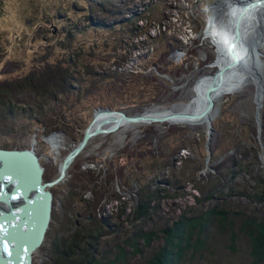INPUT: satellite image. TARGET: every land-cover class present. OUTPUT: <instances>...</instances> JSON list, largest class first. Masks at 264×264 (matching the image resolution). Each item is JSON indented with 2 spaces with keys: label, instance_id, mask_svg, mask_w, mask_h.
<instances>
[{
  "label": "rangeland",
  "instance_id": "rangeland-1",
  "mask_svg": "<svg viewBox=\"0 0 264 264\" xmlns=\"http://www.w3.org/2000/svg\"><path fill=\"white\" fill-rule=\"evenodd\" d=\"M214 2L152 0L143 10L141 5L147 4V0H102L92 6L87 0H0V83L12 84L17 76L35 75V69L39 71L38 75L50 74V68L45 65L47 62H51L56 70L78 53L83 55L76 67L79 70L75 73L78 79L85 80L88 71L98 74L107 69L104 72H111L107 74L112 76L109 88L114 86L108 90L100 85V89L95 90L93 84H88L86 90L89 91L84 93V97L74 94L75 87L51 112L52 123L65 118L58 125V132L47 136L27 137L19 134L10 137V140H16L9 141L10 150H32L43 169L42 181L46 182L57 171L59 174L60 164L81 140V128L85 123L88 126L96 109L102 107L126 114L144 111L152 114L156 108L167 110L178 104L193 102L202 77L220 69L212 32L206 31L210 7ZM135 11L148 14L152 21L149 24H136L135 19L128 22ZM57 13H60L59 16ZM53 15L55 20L50 21L48 17ZM132 24L139 28V34H144L136 37L137 28ZM204 28V37H201L199 34ZM258 51L257 71L263 87L260 107L255 96L259 82L244 78L221 101L215 103L214 131L209 142L206 135L208 130L199 120L192 124L169 121L154 125L124 124L115 133L93 138L72 163L66 178L49 188L52 193L51 214L59 216V221L64 222L62 215H71L75 207L74 200L66 195L68 192L92 198L90 188L93 185L86 186L84 175L88 180L96 178L100 181L107 168L108 172L115 171L117 179L119 169H123L127 162L126 154L142 144L150 143L160 149L162 158L171 162V166L161 172L168 171L180 176L176 172L181 167L180 157L192 152L203 160L207 166L206 172L211 169L227 170L230 161H234L238 166L261 173L264 165V44ZM246 67L256 70L253 66ZM253 74L256 75L255 72ZM93 77L96 76L91 75ZM211 85L203 88V95ZM56 90H60V87ZM17 120L27 123L28 119L20 115ZM101 121L98 119L96 123ZM241 131H244V142L239 138ZM169 135L183 137L185 141L182 143V140H175L177 138H170ZM167 138L170 144L167 142L164 147L163 144L160 146V142L167 141ZM4 141L0 137V149ZM53 142L57 144L55 148ZM239 142L246 144L247 155L243 158L236 151H228ZM183 148L185 150H181ZM114 162L118 164L117 169L113 168ZM161 182L163 180L157 184L159 187L163 185ZM238 182L246 186L254 183L245 173L239 176ZM107 192L116 201L97 198V206L92 207V216L98 218L104 216L103 213L110 214L115 208H120L121 202H124L128 214L136 204L133 185L120 186L116 183L115 188ZM182 193L184 198L180 200L164 201L163 210L179 213L187 205L193 204L191 195L196 193L192 187L186 185ZM241 204L248 205L249 202L242 200ZM52 224L57 226L54 219H51L49 226ZM43 244L31 254L32 264H46Z\"/></svg>",
  "mask_w": 264,
  "mask_h": 264
},
{
  "label": "trees",
  "instance_id": "trees-1",
  "mask_svg": "<svg viewBox=\"0 0 264 264\" xmlns=\"http://www.w3.org/2000/svg\"><path fill=\"white\" fill-rule=\"evenodd\" d=\"M98 1L102 2L87 0L91 6ZM147 1L141 5L143 10L152 0ZM48 18L53 21L55 15ZM130 18L128 22L135 19L136 24L152 21L148 14L138 11ZM135 28L136 37L144 34H139V28ZM82 56L77 53L56 70L51 62H47L45 65L50 68V74L41 76L35 69V75L17 76L12 84L0 83V137L5 140L2 149L10 150L9 141H16L10 137L19 134L33 137L58 132V125L65 118L52 123L51 112L75 87L74 94L79 97L89 91L86 90L88 84H93L95 90L100 89V85L112 90L114 86L109 88L112 76L107 74L111 72H104L107 69L98 74L88 71L85 80L78 79L76 67ZM91 75L96 77L91 78ZM57 87L60 90H56ZM20 115L27 116V123L17 120ZM86 124L81 128L82 135ZM243 134L241 131L239 138L244 142ZM169 137L182 140V143L185 141L177 135ZM168 139L160 142V146L167 145ZM245 145L239 142L228 151H236L243 158L247 155ZM159 152L160 149L150 143L135 146L130 154H126L127 162L119 169L117 179L115 171L108 169V172L107 168L100 181L96 178L88 180L85 174L83 182L86 186L93 185L90 188L92 198L68 192V198L75 202L71 215H62L64 222L59 221V216L51 215L57 226L52 224L46 233L42 247L46 264H264V166L261 164V173H254L253 169L230 161L227 170L206 172L203 160L191 152L180 157L178 176L161 172L170 167L171 162L163 159ZM117 166L115 163L113 168L117 169ZM242 173L253 180L252 186L238 182ZM58 175L57 171L47 180H54ZM159 180H163L160 187L157 185ZM116 183L134 186L136 204L131 212L126 214L124 202H121L120 208L110 214L103 213L105 215L98 218L92 216L90 210L97 206V198L116 201L107 192L114 189ZM186 185L196 193L191 195L193 204L179 213L164 211V201L184 198L182 189ZM242 200L249 204L242 205Z\"/></svg>",
  "mask_w": 264,
  "mask_h": 264
},
{
  "label": "water",
  "instance_id": "water-1",
  "mask_svg": "<svg viewBox=\"0 0 264 264\" xmlns=\"http://www.w3.org/2000/svg\"><path fill=\"white\" fill-rule=\"evenodd\" d=\"M262 4H264V0L255 1L254 4L250 5H243L238 16V21L245 11ZM234 29V35L236 34L238 37V22ZM230 49V54H233L232 63L224 65L212 75H206L211 81L217 82V84L224 81L228 70L243 67L242 64L244 62H240L237 59L234 42L230 44ZM256 86V102L258 103V107H260L259 99L263 87L260 82ZM257 94L259 98H257ZM211 99L212 93L208 95L205 101L204 111L198 115L176 113L165 109L161 113L154 115H146L145 111L142 113L126 114L123 111H116L110 108L100 107L96 109L91 122L85 128L81 141L64 157L59 166L58 177L51 181H42L43 169L32 150L0 149V181H2L0 183V200L2 199L4 202L0 206V264H32L31 254L43 244L51 221L52 193L49 188L66 178L72 163L84 152L93 138L115 133L124 124L154 125L166 123L170 119L193 122L200 115H207L213 109ZM156 109L162 110V108ZM215 113L216 108L214 107L213 114L208 116V127L206 129L208 130L206 133L207 142L210 141L214 131L213 120ZM99 118L106 119L94 126ZM257 123L258 125L260 124L259 122ZM262 150L264 152V144H262ZM9 162V166L6 165ZM15 170H17V173ZM2 208L6 210L4 214Z\"/></svg>",
  "mask_w": 264,
  "mask_h": 264
},
{
  "label": "bare ground",
  "instance_id": "bare-ground-1",
  "mask_svg": "<svg viewBox=\"0 0 264 264\" xmlns=\"http://www.w3.org/2000/svg\"><path fill=\"white\" fill-rule=\"evenodd\" d=\"M255 1L260 0H215V2L211 5V15L208 20V26L206 31L209 30L210 32H212V38L214 39V44L217 48V66L221 68L226 64L232 63L233 54H230V44L234 42V50L237 59L240 62H244L242 64L243 67L239 69L234 68L228 70L225 75L224 81L219 84H217V82L215 81H211L209 77L202 78L197 87L196 97L193 102H191L190 104L188 103L187 105L178 104L173 108L167 109L176 113H192L198 115L204 111L206 104L205 101L208 95L212 93L211 100L213 103V109L207 115H200V117H198L193 122L181 119H170L169 122L175 124H192L196 123L199 120V122L204 126V128L206 127L207 129L208 116H211L213 114L215 103L221 101L225 97V95L239 83L240 80H243L245 78L248 79V81H262L260 74L257 71V68L259 65L258 48H260L261 44H264V4L260 6H254L249 10L245 11L244 14L241 16L240 20L238 21V16L242 6L245 4H254ZM237 22L239 23L238 37L236 36V34L234 35V28L236 27ZM246 66H253V68H255L256 70H249ZM251 72H255L256 75ZM210 84H212L210 86V89L207 90L205 95H203V88ZM213 89L214 91H212ZM162 111L164 110L156 109L152 111V114L147 112L145 114L154 115L161 113ZM168 113L167 115H169ZM99 119L104 120L106 118ZM99 123L100 122L95 123L94 126L98 125ZM52 145L54 148L57 146L55 142H53ZM15 172L17 173V170H15Z\"/></svg>",
  "mask_w": 264,
  "mask_h": 264
},
{
  "label": "clouds",
  "instance_id": "clouds-1",
  "mask_svg": "<svg viewBox=\"0 0 264 264\" xmlns=\"http://www.w3.org/2000/svg\"><path fill=\"white\" fill-rule=\"evenodd\" d=\"M204 31H205V28L203 29L202 34H199V35H201V37H204V36H203Z\"/></svg>",
  "mask_w": 264,
  "mask_h": 264
},
{
  "label": "flooded vegetation",
  "instance_id": "flooded-vegetation-1",
  "mask_svg": "<svg viewBox=\"0 0 264 264\" xmlns=\"http://www.w3.org/2000/svg\"><path fill=\"white\" fill-rule=\"evenodd\" d=\"M90 212H91V214H92V211L90 210ZM91 218H92V216H91ZM90 220V217L88 218V221Z\"/></svg>",
  "mask_w": 264,
  "mask_h": 264
}]
</instances>
